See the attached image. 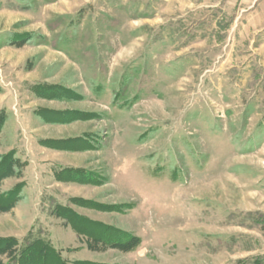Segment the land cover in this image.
<instances>
[{
	"label": "rangeland",
	"instance_id": "obj_1",
	"mask_svg": "<svg viewBox=\"0 0 264 264\" xmlns=\"http://www.w3.org/2000/svg\"><path fill=\"white\" fill-rule=\"evenodd\" d=\"M0 158V238L67 264L264 261V0H0Z\"/></svg>",
	"mask_w": 264,
	"mask_h": 264
},
{
	"label": "trees",
	"instance_id": "obj_2",
	"mask_svg": "<svg viewBox=\"0 0 264 264\" xmlns=\"http://www.w3.org/2000/svg\"><path fill=\"white\" fill-rule=\"evenodd\" d=\"M3 158L4 161L1 165V168L3 166L4 168L11 169L13 166L15 168V166L19 165L18 159H16L12 154H7L6 157ZM3 158H0V160ZM1 174L2 172L0 173V177ZM18 191H20V188H18ZM0 207H3L2 199H0ZM55 210H58V207H56ZM61 210L63 211L62 217L67 218V222H70L71 218V226L74 228L76 233L83 234L87 239L93 242H96L105 247L117 246L119 248H125L124 250H131L136 245V243H134L122 247L120 246L122 244H117L119 242H111L110 238L108 237L110 233L98 231L97 228L93 230L87 225L78 222L77 220L80 218L69 209H64L63 207L61 208ZM89 229H91V231ZM0 254L7 255L8 260L5 264H67L65 261L60 259V255L55 252L54 248L48 240H45L42 237L38 236L33 237L31 233L26 235L21 242H19L15 238H0ZM48 257H50L51 259L49 260ZM251 264H264V261L260 258H256Z\"/></svg>",
	"mask_w": 264,
	"mask_h": 264
}]
</instances>
